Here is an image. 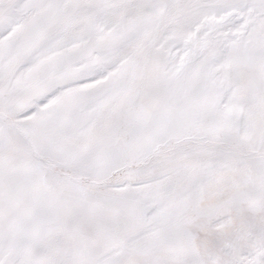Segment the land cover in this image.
<instances>
[{"label": "snow or ice", "instance_id": "6c2138e0", "mask_svg": "<svg viewBox=\"0 0 264 264\" xmlns=\"http://www.w3.org/2000/svg\"><path fill=\"white\" fill-rule=\"evenodd\" d=\"M0 264H264V0H0Z\"/></svg>", "mask_w": 264, "mask_h": 264}]
</instances>
